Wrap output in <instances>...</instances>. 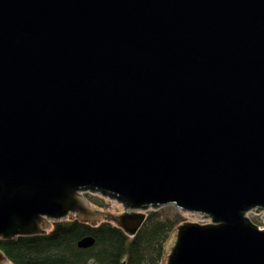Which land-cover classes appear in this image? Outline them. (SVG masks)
<instances>
[{
	"label": "water",
	"instance_id": "water-1",
	"mask_svg": "<svg viewBox=\"0 0 264 264\" xmlns=\"http://www.w3.org/2000/svg\"><path fill=\"white\" fill-rule=\"evenodd\" d=\"M84 192L131 236L210 217L167 264H264V0H0V237L99 213Z\"/></svg>",
	"mask_w": 264,
	"mask_h": 264
},
{
	"label": "trees",
	"instance_id": "trees-1",
	"mask_svg": "<svg viewBox=\"0 0 264 264\" xmlns=\"http://www.w3.org/2000/svg\"><path fill=\"white\" fill-rule=\"evenodd\" d=\"M184 221L182 212L172 216L165 209H152L131 236L113 221L95 224L66 218L41 234L0 237L6 260L0 264H163L166 243ZM88 236L95 238L94 245L80 247V240Z\"/></svg>",
	"mask_w": 264,
	"mask_h": 264
},
{
	"label": "rangeland",
	"instance_id": "rangeland-1",
	"mask_svg": "<svg viewBox=\"0 0 264 264\" xmlns=\"http://www.w3.org/2000/svg\"><path fill=\"white\" fill-rule=\"evenodd\" d=\"M91 194V192H84L82 193L81 197L87 198L89 200L88 202V208L97 209V211L100 213H93L90 216L86 217V212H71L70 215L67 218L72 217H79L83 220L91 221L93 223L101 222L102 220H106L108 215H120L123 214L126 209L124 206L115 200H111L109 198L103 197L100 194L92 193V195L87 196V194ZM162 209H165L167 211V214L174 216L178 212H182L184 214L185 220H193V221H199V222H205L210 223L212 222V219L208 217L205 214L199 213V212H190V211H184L180 208H178L174 204H168L161 207ZM150 211V210H149ZM147 211V213L149 212ZM250 218L256 223L257 225H262V228H264V210L262 209H254L249 212ZM66 218L62 219L65 220ZM53 222H55L52 219H48V221H42V232H46L47 230L52 229ZM185 221L181 224L183 225ZM180 225V226H181ZM179 231V227L176 228L170 235L167 243H166V249H165V256H164V262L163 264H167L169 253L172 251V247L175 246L176 240H177V234ZM41 234V233H39ZM5 260V259H4ZM3 260V261H4ZM2 261V262H3ZM6 261V260H5ZM4 261V262H5Z\"/></svg>",
	"mask_w": 264,
	"mask_h": 264
},
{
	"label": "flooded vegetation",
	"instance_id": "flooded-vegetation-1",
	"mask_svg": "<svg viewBox=\"0 0 264 264\" xmlns=\"http://www.w3.org/2000/svg\"><path fill=\"white\" fill-rule=\"evenodd\" d=\"M83 207H84V205H83ZM90 213H93V211H90Z\"/></svg>",
	"mask_w": 264,
	"mask_h": 264
}]
</instances>
